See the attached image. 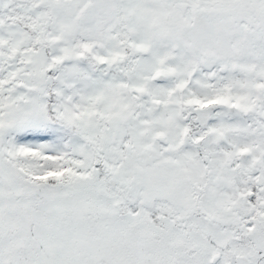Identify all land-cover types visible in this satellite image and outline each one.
<instances>
[{"label":"snow or ice","instance_id":"1","mask_svg":"<svg viewBox=\"0 0 264 264\" xmlns=\"http://www.w3.org/2000/svg\"><path fill=\"white\" fill-rule=\"evenodd\" d=\"M0 264H264V0H0Z\"/></svg>","mask_w":264,"mask_h":264}]
</instances>
